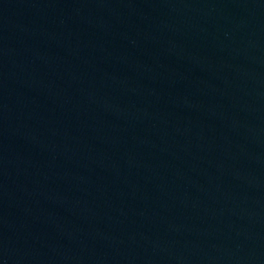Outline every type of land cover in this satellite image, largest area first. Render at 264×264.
Wrapping results in <instances>:
<instances>
[{
  "label": "water",
  "instance_id": "95a60500",
  "mask_svg": "<svg viewBox=\"0 0 264 264\" xmlns=\"http://www.w3.org/2000/svg\"><path fill=\"white\" fill-rule=\"evenodd\" d=\"M0 264H264V0H0Z\"/></svg>",
  "mask_w": 264,
  "mask_h": 264
}]
</instances>
